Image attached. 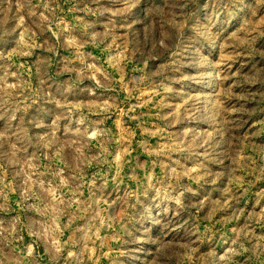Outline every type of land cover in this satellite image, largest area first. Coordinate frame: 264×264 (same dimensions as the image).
Masks as SVG:
<instances>
[{
    "label": "rangeland",
    "instance_id": "374dc122",
    "mask_svg": "<svg viewBox=\"0 0 264 264\" xmlns=\"http://www.w3.org/2000/svg\"><path fill=\"white\" fill-rule=\"evenodd\" d=\"M0 264H264V0H0Z\"/></svg>",
    "mask_w": 264,
    "mask_h": 264
}]
</instances>
